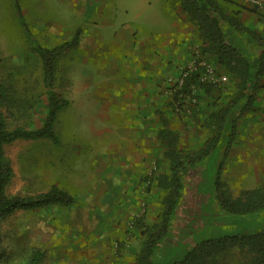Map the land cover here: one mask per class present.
Here are the masks:
<instances>
[{
  "label": "rangeland",
  "instance_id": "1",
  "mask_svg": "<svg viewBox=\"0 0 264 264\" xmlns=\"http://www.w3.org/2000/svg\"><path fill=\"white\" fill-rule=\"evenodd\" d=\"M85 1L89 0H17V3L16 0H0V82L7 81L14 87L18 103L19 100H31L40 92L42 68L39 57L31 49L32 45L52 48L70 42L76 32L78 35L75 44H78L80 34L84 35L87 28L96 22L90 19L89 11L85 14L79 13L78 8L82 7ZM108 1L113 6L112 12L115 16L104 17L112 18L114 25L110 29L113 32L119 31V26L124 23H129L133 29L143 25L141 16L134 18V14L142 12L140 0ZM151 3V9L158 6L153 0ZM173 5L180 8L177 2H173ZM147 29L150 28L144 27L141 32L144 33ZM109 39V42L114 41L113 37ZM73 47L61 56L56 64L54 89L68 102L67 106L57 113L53 125V134L60 142L59 146L55 147L48 139L18 140L4 146L5 156L13 170L6 188L8 196H34L57 186L69 194L73 202L67 206L52 205L16 211L1 220L0 264H29L36 251L41 256L37 264H135L136 255L144 239L141 229L136 227L137 221L145 226L157 222L162 193L153 183H149V179L167 172L168 162L163 155L148 167L147 175L140 181L139 195H144L140 202L144 203L145 210L138 212L125 223V234L129 238L126 248L118 249V246L113 256H110L109 253H112L108 242L103 245L104 240L98 242L94 235L92 236L94 232H91V227H78L75 194L79 185L74 184V181L84 173H91L89 166L81 164L80 160L88 151L89 142L97 141L94 134L87 131L97 124V119L92 113L96 112V109L98 112L100 104L89 99L88 94L91 95L95 89H76L75 85L79 80L73 76ZM87 72H90L87 65L79 70L84 80L90 78ZM89 104L96 105L95 109H90ZM35 114L26 120L23 118L15 121L9 118L7 122L13 124L12 126H28V129H35L42 117L41 113ZM112 122L113 126L114 122L120 125L124 122L123 116L112 118L107 124L111 125ZM179 133L180 147L186 148V133L183 130ZM202 135H194L196 142L202 144L201 146L212 134L207 132ZM79 143H87L82 150L81 159L74 154L80 151L79 148H73L74 144ZM217 160L210 159L208 165L206 162L205 166L196 168L186 177L184 197L177 210L174 229L161 250L156 252L158 264L180 259L190 248L192 241L224 234L254 232L264 227V217H260V214L237 217L219 210L211 185L214 177L212 171L216 168ZM222 180L233 198L243 190H252L264 183V180L255 182L250 176L244 180H234L230 173L226 174V180ZM131 221L134 224L132 229L128 230L127 224Z\"/></svg>",
  "mask_w": 264,
  "mask_h": 264
},
{
  "label": "crops",
  "instance_id": "2",
  "mask_svg": "<svg viewBox=\"0 0 264 264\" xmlns=\"http://www.w3.org/2000/svg\"><path fill=\"white\" fill-rule=\"evenodd\" d=\"M153 1L158 6L151 9L152 0H140L142 12L134 14V18L142 17L141 27L133 29L124 23L115 32L110 29L114 25L112 18L104 17L115 16L108 0L85 1L78 8L80 14L89 11L90 19L96 22L85 29L84 35L80 34L79 43L73 47V76L79 80L74 85L76 89H95L88 94L89 99L99 102L100 107L92 113L97 124L87 131L97 141L89 142L83 159L80 156L87 143L73 145L80 150L74 152L75 156L91 171L74 181L79 185L75 194L76 221L78 227H91L92 236L100 243L104 240L102 245L108 242L110 256L116 252L117 243L126 241L125 223L145 210L144 203L140 202L144 195H139V184L147 175L148 167L164 153L157 138L161 120H166L167 127L179 136V131H185L188 144L182 149L197 151L204 145L198 144L194 135L212 134L213 116L220 114L238 92L237 80L227 76L226 83L217 88L196 87V104L183 99L182 108L174 113L167 79L177 77L179 69L190 64L193 55L199 52L201 41L196 27L172 0ZM216 2L241 27L258 33L264 30V18L242 0ZM144 27L150 29L142 33ZM228 33L240 50L248 55L256 52L255 45L241 33L232 30ZM110 37L114 38L113 42H109ZM207 62L222 74L211 58ZM85 65L90 68L86 73L90 76L88 80L79 73ZM252 96L250 106L240 112V102L232 114L236 117L235 134L221 179L226 180V174L230 173L234 180H244L247 176L255 182L264 180V78L258 81ZM95 107L89 104L90 109ZM122 116L124 122L120 125L118 122L114 126L113 122L107 124L108 120ZM224 130L221 143L214 151L215 157L224 149L227 133Z\"/></svg>",
  "mask_w": 264,
  "mask_h": 264
},
{
  "label": "trees",
  "instance_id": "3",
  "mask_svg": "<svg viewBox=\"0 0 264 264\" xmlns=\"http://www.w3.org/2000/svg\"><path fill=\"white\" fill-rule=\"evenodd\" d=\"M177 2L188 21L196 27L200 39L199 56L204 60L211 58L220 72L235 78L238 88L235 99L220 114L212 118V135L204 146L197 151H185L180 147V136L167 127V121L161 120V128L157 133L168 162V170L153 177L154 184L162 193L161 209L157 222L145 226L139 221L136 227L141 229L144 239L136 255L135 264H158L157 251L175 226L177 210L182 202L185 191L186 177L200 166L207 165L210 159L217 158L213 169L212 189L214 200L223 213L243 217L260 214L264 217V183L252 190H243L233 198L221 179L229 147L234 139L236 117L232 114L238 109L244 111L253 102V92L258 81L264 78V30L255 32L241 27L239 22L227 16L216 0H172ZM17 3V0H16ZM264 18V15H261ZM229 30L238 31L247 41L255 45V53L249 55L236 47L229 35ZM78 32L70 42H64L52 48L32 45V51L39 57L42 68L40 92L31 100H19L14 87L7 81L0 82V221L16 211L46 208L52 205L67 206L73 198L56 186L47 192L34 196L16 197L6 194L7 185L13 175L10 161L6 158L4 146L18 140L36 141L48 139L54 145L59 142L53 134V125L57 113L67 106L68 102L54 89L56 64L68 50L75 46ZM246 41V42H247ZM71 47V48H70ZM256 59V61H255ZM199 71L189 75L184 81L179 94H188L191 86L209 90L219 86L200 84ZM178 95V94H177ZM175 98V96H174ZM36 113V114H35ZM41 113L39 126L28 129V126H12L7 119L15 121L28 119L32 114ZM226 125H229L226 128ZM224 129L226 143L222 152L214 156V151L221 143ZM125 242L117 243V248H125ZM38 251L33 253L29 264H37L40 260ZM160 264H264V227L254 232L224 234L219 237L192 241L180 259H171Z\"/></svg>",
  "mask_w": 264,
  "mask_h": 264
},
{
  "label": "built area",
  "instance_id": "4",
  "mask_svg": "<svg viewBox=\"0 0 264 264\" xmlns=\"http://www.w3.org/2000/svg\"><path fill=\"white\" fill-rule=\"evenodd\" d=\"M247 6L254 9L260 15H264V0H242ZM199 71L198 81L200 84L212 85V86H222L226 83V75H222L218 70L209 62L202 59L199 56V52L194 54L190 64L185 65L179 69V74L175 78L167 79L169 84V91L173 95V111L178 113L183 106L182 100H188L191 104H196L195 89L196 87L191 86L189 88L188 94H179L181 91L184 81L189 77L190 74ZM178 94V95H177ZM175 96V98H174ZM133 221L127 224L128 230L133 227ZM129 240L128 236L126 238L124 247L128 246Z\"/></svg>",
  "mask_w": 264,
  "mask_h": 264
}]
</instances>
